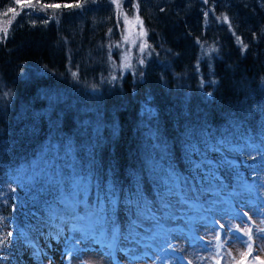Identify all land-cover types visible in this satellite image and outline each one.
<instances>
[{
    "label": "trees",
    "instance_id": "trees-1",
    "mask_svg": "<svg viewBox=\"0 0 264 264\" xmlns=\"http://www.w3.org/2000/svg\"><path fill=\"white\" fill-rule=\"evenodd\" d=\"M45 3L81 6L43 9ZM121 4L0 0V220L31 249L51 222L75 233L81 222L83 234H93L101 205L120 237L98 235L119 244L160 247L199 225L231 228L232 217L244 233L260 234L264 0ZM134 14L147 49L142 60L135 50L123 72V18ZM96 125L99 137L92 135ZM200 137L210 150L193 159L188 141L197 146ZM69 146L75 182L56 187L45 176L44 187L33 186L32 175L45 173L53 153L63 156ZM112 189L109 204L104 197ZM25 195L28 212L21 209Z\"/></svg>",
    "mask_w": 264,
    "mask_h": 264
},
{
    "label": "rangeland",
    "instance_id": "rangeland-1",
    "mask_svg": "<svg viewBox=\"0 0 264 264\" xmlns=\"http://www.w3.org/2000/svg\"><path fill=\"white\" fill-rule=\"evenodd\" d=\"M136 17L134 14L132 16L127 15V20H125V16L123 18L125 35L121 46L122 56L120 61L123 72L132 68L135 50L138 51L137 57L142 60V55L147 49L145 35H141V32L145 33L143 23L139 17L138 20ZM3 24L4 21L0 18V27ZM142 45L144 46L143 52L140 51ZM125 64L131 66L125 67ZM194 145L192 141H188L187 150L193 159H197L199 154L210 150L209 143L204 137H200L197 146ZM18 190L23 193L21 189ZM24 199L26 203L21 206V209L28 212V197L25 195ZM230 219L234 222L231 228H228L227 223L222 222V224L218 221L215 224L213 222L214 226L210 228L208 225H199L193 232L187 230L182 234L174 235L173 238H167L166 242L163 245L160 243L159 246L168 249L167 252L171 255L169 260L165 252H160V247H156L150 242L145 243L142 241L139 245L134 239L129 242V245L126 243L119 244L112 241L110 235H108L109 239H102L98 235L100 232L98 230L91 234L94 239L90 242L86 240L79 243L74 248L73 243L78 237L89 235V233L83 234L81 222H78L77 226L74 227L78 230L76 233L70 231L68 227L57 226L56 222L45 224L42 232L38 235L39 247L31 249L19 237L9 236L11 229L8 223L0 220V241H2L0 243V264H238V261L245 259V257L248 264H251L257 255L261 260H264V251L258 248V245H264V240L260 239L264 236V232L252 236L253 252L251 256L246 255V245L239 242L233 243L231 237L225 239L220 237V240L212 239L215 235L214 228L219 229V235L221 236V230L223 229H220V225L222 224L226 233L231 229L234 236H241L244 240H248V237L244 238V227L240 222L241 220L235 219V217ZM243 219L247 221L244 217ZM251 219L254 223L259 224L260 222L253 216H251ZM28 220L33 222L34 216H30ZM261 229H264V227ZM210 240L211 242H209ZM86 244L87 247H85Z\"/></svg>",
    "mask_w": 264,
    "mask_h": 264
},
{
    "label": "snow or ice",
    "instance_id": "snow-or-ice-1",
    "mask_svg": "<svg viewBox=\"0 0 264 264\" xmlns=\"http://www.w3.org/2000/svg\"><path fill=\"white\" fill-rule=\"evenodd\" d=\"M38 2V0H37ZM205 3H207V0H204ZM17 4H20L21 6L27 4L29 7L33 6V0H16ZM112 3L116 5L117 9H122V4H121V0H112ZM81 4L77 3L75 5L72 4H60V3H45L42 5L43 9H60L62 7L64 8H68V7H80ZM134 7H138L137 5H134ZM9 12H15L14 8H10L8 9ZM5 15H7V13H5ZM205 16H207V13L204 14ZM138 20V17H136ZM125 20H127V15H125ZM225 22H227V17H224ZM45 23H47L48 21L45 20ZM9 23H11V21H9ZM141 28H142V23H141ZM5 32V38L7 36V29H4ZM141 35H146V33L141 32ZM237 39L239 40V37H237ZM241 44L243 45V42L241 41ZM243 48L246 49L247 45H243ZM140 51L143 52L144 51V46L142 45L140 48ZM141 63H143V61H141ZM125 67H130L131 65L129 64H125ZM73 76H76V73H73ZM113 80L116 79L115 76L112 77ZM209 95H211V93H209ZM100 126L96 125L93 130H92V135L94 137H99L100 134ZM94 147V145H90L89 146V151L91 152V148ZM191 147V145H190ZM249 155H251V153H249ZM70 156H71V146L68 147V150H66L64 152V155L61 156L59 150H56L52 157L50 159L47 160V164H48V168L46 170L45 173H34L31 177L32 180V184L33 186L36 187H44V185L46 184L45 181V176H49L51 177L52 181L55 182L56 187H59V185L61 183L68 184L71 180V182H75V162L74 161H70ZM254 158V157H253ZM198 171V170H197ZM66 172L68 173V175H66ZM65 177H67V179H65ZM193 179H195V177H193ZM48 186H52L51 184H48ZM116 197V190L112 189L110 190L104 197V199L111 204L113 199ZM165 202H167L166 198H165ZM244 215H247V213H244ZM218 223V221H214V224ZM220 229H223V225H220ZM97 230L98 231H104L107 230L109 231L112 236L113 239H117L120 237V234L118 232H116V225L114 222L111 223L110 227H109V221L106 217V215L103 212V205H101V213L99 214V218L97 220ZM215 235L212 239L215 240H220V235H219V229H213ZM261 232H264V229H261ZM9 236H11L12 234L9 233ZM244 235L248 236V240H244L243 237L241 236H234L232 234V230L230 229L228 233L225 234L226 237H231L233 240V243H237L239 242L242 245H246L247 247V256H251L252 252H253V247H252V236H251V230L249 229L247 232L244 233ZM126 238V237H125ZM92 239H94V236L89 234L87 237H78L76 239V241L73 243V247L75 248L77 246V244L79 243H83L86 240L87 241H91ZM261 240H264V236L260 237ZM211 242V240L209 241ZM0 243H2V241H0ZM85 247H87V244L85 245ZM206 247V245H205ZM258 248H260L261 251H264V245H258ZM230 255V253H229ZM244 255V254H242ZM256 262H258V264H264V260H261L259 255H257L254 258V261L251 262V264H256ZM238 264H248V262L246 261V257L243 260L238 261Z\"/></svg>",
    "mask_w": 264,
    "mask_h": 264
}]
</instances>
